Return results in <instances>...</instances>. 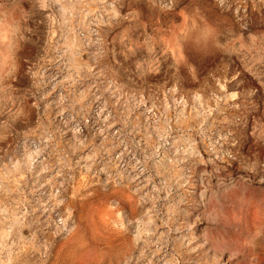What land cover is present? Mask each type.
Instances as JSON below:
<instances>
[{
    "label": "clouds",
    "instance_id": "obj_1",
    "mask_svg": "<svg viewBox=\"0 0 264 264\" xmlns=\"http://www.w3.org/2000/svg\"><path fill=\"white\" fill-rule=\"evenodd\" d=\"M0 264H264V0H0Z\"/></svg>",
    "mask_w": 264,
    "mask_h": 264
}]
</instances>
